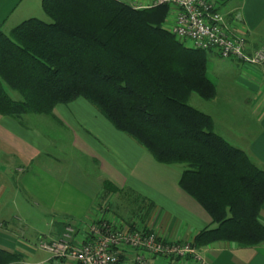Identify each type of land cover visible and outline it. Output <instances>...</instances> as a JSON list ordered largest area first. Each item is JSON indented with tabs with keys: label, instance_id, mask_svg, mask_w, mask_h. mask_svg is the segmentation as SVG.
<instances>
[{
	"label": "trees",
	"instance_id": "trees-1",
	"mask_svg": "<svg viewBox=\"0 0 264 264\" xmlns=\"http://www.w3.org/2000/svg\"><path fill=\"white\" fill-rule=\"evenodd\" d=\"M41 8L50 22L31 17L9 33L0 30V116L22 123L83 98L157 162L184 165L179 186L211 218L190 243L194 248L264 243V167L188 103L194 93L213 99L216 86L207 76L206 50L164 27L169 4L140 9L120 0H42ZM110 194L130 211V228L135 219L147 227L151 200L106 181L100 201ZM21 259L0 247V264Z\"/></svg>",
	"mask_w": 264,
	"mask_h": 264
},
{
	"label": "crops",
	"instance_id": "crops-1",
	"mask_svg": "<svg viewBox=\"0 0 264 264\" xmlns=\"http://www.w3.org/2000/svg\"><path fill=\"white\" fill-rule=\"evenodd\" d=\"M41 1L0 0V30L8 33L3 29L8 24L11 30L25 19L40 16ZM120 1L140 9L157 2ZM216 8L230 31L245 34L250 49L264 45V0H217ZM175 14V5L169 4L164 22L168 30ZM239 68L223 92L235 102L232 114H248L254 120L257 128L244 150L264 167V64ZM181 173L176 164L157 162L83 98L57 105L52 115H27L22 123L0 116V247L20 253L22 259L34 258L36 264H63L66 260L38 255L30 244L60 238L67 223L75 225L77 245L83 236L78 226L82 222L106 219L128 228L129 217L122 220L111 209L122 205L119 195L99 199L106 181L118 189L131 188L155 204L146 226L158 238L192 243L211 218L181 189ZM125 214L130 216V211ZM259 218L264 224V207ZM134 223L142 224L138 219ZM198 255L199 259L155 256L147 264H264V243L256 247L211 244L199 249ZM22 259L11 264L26 263ZM118 264H135L132 254L123 255Z\"/></svg>",
	"mask_w": 264,
	"mask_h": 264
},
{
	"label": "built area",
	"instance_id": "built-area-1",
	"mask_svg": "<svg viewBox=\"0 0 264 264\" xmlns=\"http://www.w3.org/2000/svg\"><path fill=\"white\" fill-rule=\"evenodd\" d=\"M157 4L176 7L171 33L187 46L215 50L223 59H235L252 67L264 64V45L250 49L244 33L232 32L217 11V0H157ZM80 244L74 243L75 225L67 223L60 238L40 239L37 247L60 260L73 264H118L125 254H132L135 264H147L155 256L199 259L198 250L190 243L167 242L142 224L122 228L109 220L82 222Z\"/></svg>",
	"mask_w": 264,
	"mask_h": 264
},
{
	"label": "rangeland",
	"instance_id": "rangeland-1",
	"mask_svg": "<svg viewBox=\"0 0 264 264\" xmlns=\"http://www.w3.org/2000/svg\"><path fill=\"white\" fill-rule=\"evenodd\" d=\"M221 11L223 13L225 12V9L222 8ZM39 15L40 16H35V17L42 19L46 22L51 21V19L47 15H45L42 8H41V13ZM8 27L9 24L7 28H3V29L6 32H8L10 31L8 30L9 29ZM206 57L208 60V64H207L208 76L210 77V79L214 81V83H217L216 81H219L218 96L211 100H204L194 93L189 98L188 103L191 106L205 113H209L208 115L212 117L214 122V130L218 134H220L223 138H225L230 144L238 148L245 149L247 143L250 141V139H252V135L257 127L256 125H253L254 120L252 121V119H249V117H247L248 114L231 113L234 106L233 104L235 102H233L232 99L223 92L224 89H226L227 86L226 82H228V78L237 76V73L239 72L238 68L241 66V63L237 61L233 62L230 59H223L217 54L216 51H206ZM242 66L252 67L249 64H242ZM9 92L12 98L14 99L21 98V96L17 92L11 90H9ZM242 109L243 111H245L243 107ZM29 116L34 118V117H41L44 115L41 116L29 115ZM176 166H179L181 170H183L184 168V165L182 164H176ZM111 209L114 213L119 214L118 216L119 218H122V220L128 217V215L125 214V210L122 208L121 205L114 206ZM30 246L35 248L36 253H38V255L51 257L49 253L36 247L37 245L30 244ZM22 260L26 262L24 264H36L37 262V260L34 258H28ZM73 263L74 262L72 260H66V263L63 264H73ZM54 264H58V263L54 262Z\"/></svg>",
	"mask_w": 264,
	"mask_h": 264
}]
</instances>
